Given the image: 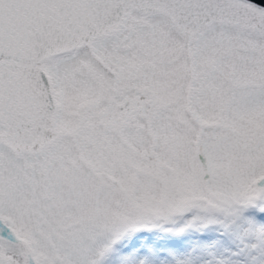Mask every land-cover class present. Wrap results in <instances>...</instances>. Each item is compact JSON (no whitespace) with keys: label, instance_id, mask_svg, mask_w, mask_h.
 <instances>
[{"label":"snow or ice","instance_id":"obj_1","mask_svg":"<svg viewBox=\"0 0 264 264\" xmlns=\"http://www.w3.org/2000/svg\"><path fill=\"white\" fill-rule=\"evenodd\" d=\"M0 264H264V0H0Z\"/></svg>","mask_w":264,"mask_h":264}]
</instances>
